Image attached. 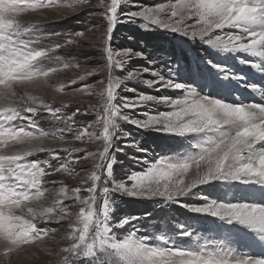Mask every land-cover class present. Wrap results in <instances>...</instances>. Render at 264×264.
I'll list each match as a JSON object with an SVG mask.
<instances>
[{
  "label": "snow or ice",
  "instance_id": "snow-or-ice-1",
  "mask_svg": "<svg viewBox=\"0 0 264 264\" xmlns=\"http://www.w3.org/2000/svg\"><path fill=\"white\" fill-rule=\"evenodd\" d=\"M121 2L99 0L97 4L104 10L99 15L107 21L103 47L104 67L108 73L106 84L100 81L104 87L98 92L91 91V85L76 89L99 97L98 104L93 106L98 109L96 120L78 129L73 137L84 143H96V151L64 148L62 151L66 155L61 158L54 150L32 146L33 141L50 134L39 129L31 117L24 115L37 113L38 107L34 105L39 98L27 93L19 96L16 87L40 81L46 83L53 73L79 68V64L65 62L48 68L40 65L42 61L53 58L60 61L59 56L53 57L52 54L73 45L75 38H84L85 34L76 32L63 43L42 47L39 46L40 29L36 25L21 23L19 17L23 13L49 8L74 10L77 5L87 4L88 0H0V148L8 147L10 143L31 146L13 154L0 153V257L11 264L13 253L57 231L55 228L39 227L40 223L68 220L70 231L64 238L69 243L60 249L62 257L58 264H264V259L236 255L222 241L181 247L172 244L165 236L157 237L159 242L150 244L147 237L136 235L138 230L129 232L122 239H118L113 231L140 219L123 217L115 224L111 222L115 204L113 196L117 193L180 204V197L186 196L197 185L210 182L246 184L264 190V104L234 105L209 98L195 88L166 78L154 70L150 72L154 79L144 83L150 87L158 85V90H183V94L176 98L141 94L126 103H116L121 80L113 72L123 70L125 62L133 57L144 58L141 51L125 50L118 54L120 59H114L110 42L118 23L117 12ZM162 13L166 16L162 17ZM125 15L128 22L141 18L146 22V28L155 25L225 52H243L258 58V62L243 59L240 62L264 73V0H175L174 3L169 0L155 7L126 12ZM188 20H194V23L186 24ZM211 67L224 79H234L237 83L243 80L222 65L211 64ZM95 71L93 69L86 74L92 75ZM149 71L143 69V72ZM143 72L131 71L128 77L138 80ZM84 78L83 75L79 77L80 80ZM71 83L75 84L76 80ZM244 86L264 94V88ZM57 91H63V86ZM149 101L165 104L170 110L157 115L146 113L147 119L144 120L130 119L122 112V109H134ZM38 106L55 119H65L66 122L72 119L59 116L62 108H54L42 100H39ZM67 107V104L63 105V108ZM16 120H27L28 123L16 125L13 123ZM120 121L142 129L191 136L198 142L192 144L194 151L161 156L151 163L145 161L147 167L143 171L128 175L126 180H116L113 176L114 165L118 162L116 153L123 151L115 146L119 139ZM67 130L71 131V126ZM51 135L54 139H63L54 133ZM45 151L49 152V159H26L35 152ZM76 152H84L85 155L74 157ZM89 158L95 163L93 170L82 178L86 187L69 188L63 182H59L61 186L55 190L45 187L46 184L58 183L45 179L54 173L79 175L73 171V165ZM52 160L58 161V164L54 166ZM82 191L89 195L82 197ZM48 199H51V204H44L43 201ZM70 199L81 205L74 219H71L70 206L64 203ZM101 199L102 204L99 203ZM203 199L206 201L203 206H180L225 223L240 224L264 239V205ZM178 227L180 235H192L184 225Z\"/></svg>",
  "mask_w": 264,
  "mask_h": 264
},
{
  "label": "rangeland",
  "instance_id": "rangeland-1",
  "mask_svg": "<svg viewBox=\"0 0 264 264\" xmlns=\"http://www.w3.org/2000/svg\"><path fill=\"white\" fill-rule=\"evenodd\" d=\"M99 0H88L87 4L77 5L76 8H49L38 12H27L19 17L21 23L26 25H36L40 29V45L50 47L55 43H63L67 38L76 32H83L84 38H75L76 43L58 49L53 53V57L59 56L60 61L44 60L41 62L42 68L58 66L61 62L79 64V68H68L53 73L47 78V82H35L22 86H17L16 91L19 96L25 93L39 98L37 105L38 111L35 115L24 113L31 117L39 129L50 135L39 141H33L32 146L44 147L54 150L61 158L66 154L64 148H83L86 151H96V143H84L75 140L73 137L76 131L88 123L94 122L97 118V111L93 106L98 104V96H89L76 91L83 85H91V91L98 92L104 85L100 81L107 82V69L104 67L106 60L103 55L104 33L107 21L102 13L104 10L97 7ZM169 0H122L118 8V23L111 34L110 46L114 53V59H120L118 54L125 50L131 52L141 51L144 58L133 57L125 62L123 70H115L113 75L121 80V88L118 90L116 103L123 104L129 100H134L141 94L154 97L176 98L183 94V90L160 89L159 86L150 87L144 83L145 80L154 79L150 75L151 71H157L166 78L188 85L196 89L201 95L209 98H218L222 102L239 105L241 103H256L260 94H253L250 87L244 85H256L264 88V73L257 72L250 64L240 61L247 60L258 62V58H253L243 52H225L221 48H213L201 43L199 40L192 41L179 33L157 28L155 25L144 27L145 21L137 17L133 22H128L125 15L129 11H139L142 7H155L161 3H168ZM175 2V0H171ZM110 3V0H106ZM162 17L166 13L161 14ZM186 24L194 23L188 20ZM222 65L230 69L233 73L242 77L243 80L237 83L234 79H224L221 74L215 71L211 64ZM264 66V64H262ZM149 72H143V69ZM96 69L92 75L87 72ZM131 71L143 72L141 79L134 80L128 77ZM83 75L85 78L80 80ZM76 80L75 84L71 81ZM63 86V91L57 88ZM239 86V88L237 87ZM134 89V91H128ZM123 98H128L127 100ZM264 99V94H261ZM39 100L50 104L52 107L62 108L59 116L64 118L72 117L70 121L65 119H55L50 113L39 109ZM67 104V108L63 105ZM79 109V112L76 110ZM170 109L162 103L152 101L141 104L134 109H122V112L130 119L144 120L148 115L165 113ZM76 115L73 116V113ZM16 125L27 124V120H16ZM71 126V131L67 129ZM120 132L117 134L115 146L122 148V152H117V164L113 168V176L116 180H126L127 176L143 171L147 165L145 161L151 163L161 156H174L181 153L194 151L193 143L198 140L194 137H182L151 129L138 128L127 121H120ZM91 130V129H90ZM63 139H54L51 134ZM98 143V142H97ZM31 147L28 144H9L8 147L0 149V153L13 154L17 151H24ZM142 149V150H138ZM84 152L73 153L74 157H83ZM29 161L49 159V152H35L26 157ZM95 161L92 158L79 160L73 165V171L79 175H68L64 173H54L52 176L45 177L48 181H57L56 184H46L49 189H58L63 182L69 188L81 187L85 178L94 167ZM55 166L58 161L52 160ZM191 176V173L189 174ZM103 179V177H102ZM102 183V181L100 182ZM131 183V181H127ZM207 189H201L202 185H197L186 196L180 197V204L165 202L162 199H143L127 195L114 194L115 204L112 210L113 224L123 217H139V220L125 225L124 228H114L118 239H122L131 231H136L138 237H147L148 243L155 244L160 236L167 237L172 244L181 247H192L196 244L212 243L222 241L229 248H239L244 256L254 259H262L259 250L256 251L257 241L251 242L248 233L232 223L209 216L207 214L192 213L188 208L181 204L203 206L207 197L208 201L218 200L221 202H249L256 203L254 199L260 196V191L254 192L253 187H245L238 183L224 184L222 182H210ZM54 192L51 195L54 196ZM82 197H87L89 193L82 191ZM50 205L51 199L43 201ZM69 205V212L72 213L71 219L75 218L79 205L73 200L64 202ZM102 204V199L99 201ZM259 204V203H258ZM69 221L59 223H40L39 227L55 228L56 232L50 233L49 237L32 245L23 246L11 256V264H58L62 254L60 249L68 245L65 240L66 234L70 231ZM179 225H184L192 235L184 237L180 235ZM253 244V245H249ZM236 248V249H237ZM257 253H259L257 255ZM0 264H7L3 257H0Z\"/></svg>",
  "mask_w": 264,
  "mask_h": 264
},
{
  "label": "bare ground",
  "instance_id": "bare-ground-1",
  "mask_svg": "<svg viewBox=\"0 0 264 264\" xmlns=\"http://www.w3.org/2000/svg\"><path fill=\"white\" fill-rule=\"evenodd\" d=\"M219 48H217L218 50ZM239 88V86H237ZM253 94H260L258 97H257V101H260L259 104H264V99L261 98V93L260 92H256V91H253ZM1 149V148H0ZM239 184V183H238ZM242 185V189L245 188V187H253L252 190L254 192L256 191H260V196L255 198L254 199L257 201L256 203H259V204H262L264 205V190H261V188L259 186H252V185H246V184H240ZM208 185L207 184H204L201 186V189H207ZM232 224H235L239 227H241L244 232L248 233V239L251 241V242H254V241H257L256 243L258 244V246L256 247V251L259 250L260 253L262 252V250L264 251V239H261L259 236H257L254 232L250 231L248 228L240 225V224H236V223H232ZM249 245H253V244H249ZM237 248V247H236ZM231 248L233 250V252L236 254V255H243L244 254L241 252V249L239 248ZM259 253H257L258 255ZM262 254V253H261ZM245 257H249L248 255L245 256ZM252 258V257H251ZM254 259V258H253ZM262 259H264V254H262Z\"/></svg>",
  "mask_w": 264,
  "mask_h": 264
}]
</instances>
